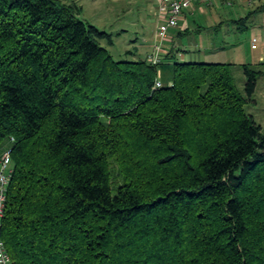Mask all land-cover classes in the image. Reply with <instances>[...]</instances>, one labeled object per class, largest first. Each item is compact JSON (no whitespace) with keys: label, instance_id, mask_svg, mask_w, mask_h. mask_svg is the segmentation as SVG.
Wrapping results in <instances>:
<instances>
[{"label":"trees","instance_id":"trees-1","mask_svg":"<svg viewBox=\"0 0 264 264\" xmlns=\"http://www.w3.org/2000/svg\"><path fill=\"white\" fill-rule=\"evenodd\" d=\"M79 12L0 0L12 264H264V132L245 110L264 70L239 65L243 95L234 63L117 61Z\"/></svg>","mask_w":264,"mask_h":264},{"label":"rangeland","instance_id":"rangeland-1","mask_svg":"<svg viewBox=\"0 0 264 264\" xmlns=\"http://www.w3.org/2000/svg\"><path fill=\"white\" fill-rule=\"evenodd\" d=\"M62 1L79 7L78 19L111 34V43L103 40L101 44L117 61L144 58L145 45L155 41L158 25L156 0ZM232 2L227 5L214 1L212 5H204L203 12L187 13L190 24L180 29L182 25L179 23L165 46L166 53L173 51L177 55L178 49L181 50L182 57L177 55L180 61L236 64L233 69L235 83L245 95V75L239 65L249 64L254 71L264 70V60L259 61L264 52L263 17L252 12L250 7L253 6L238 0ZM179 32L182 35H178ZM253 35L258 37L256 50L251 49ZM250 100L255 103L248 101L245 110L264 132V75L258 78L256 91ZM113 189L115 193V186Z\"/></svg>","mask_w":264,"mask_h":264},{"label":"built area","instance_id":"built-area-1","mask_svg":"<svg viewBox=\"0 0 264 264\" xmlns=\"http://www.w3.org/2000/svg\"><path fill=\"white\" fill-rule=\"evenodd\" d=\"M214 1H221L231 5L233 0H157L156 17L158 25L155 30V41L153 50L148 55L147 60L154 66L159 65L163 59L162 54L166 53L165 44L168 42L170 31L178 27L185 10L192 8L196 3L202 5H212ZM258 0H245L251 6ZM258 38L252 37L251 48L256 49ZM160 87L159 80L155 83ZM14 173L12 162V150L10 147L0 149V264H12L10 256L6 250L4 241L1 237L2 220L7 200V191Z\"/></svg>","mask_w":264,"mask_h":264},{"label":"crops","instance_id":"crops-1","mask_svg":"<svg viewBox=\"0 0 264 264\" xmlns=\"http://www.w3.org/2000/svg\"><path fill=\"white\" fill-rule=\"evenodd\" d=\"M234 1V0H233ZM238 1H241V2H243L244 4H246V2H245V0H238ZM203 6L204 5H202V4H199V3H196L192 8H190V9H188V10H185V12L183 13V15H182V18H181V20L179 21V23H181V25L182 26H180L179 28L180 29H183L182 27L184 26V25H186V24H190V22L187 20V13H193V12H195V11H197V10H200V12H203L204 10H203ZM251 6H253V7H250L251 9H253V11L252 12H254L255 14H256V16H261V17H263V24H262V27L264 28V0H258L256 3H254L253 5H251ZM251 13V12H250ZM155 15H156V13H155ZM255 16V17H256ZM255 21V20H254ZM259 22L260 21H258V19H257V22L256 23H258L259 24ZM179 23H178V25H179ZM176 28H178V27H176ZM176 28H174V29H172L171 31H170V33L172 32L173 33V31H176L175 29ZM178 31H180V30H178ZM177 31V32H178ZM253 36H255V35H253ZM255 37H257V36H255ZM258 38V37H257ZM154 43V42H153ZM153 43H151L150 45H145V48L147 49V51L145 52V54L143 55V56H145L144 58H146L147 57V55L152 51V47H153ZM252 49V48H251ZM256 49H258V48H256ZM256 49H252V50H256ZM178 56H181L182 57V53H178L177 54ZM263 61L264 60V52H263V54H261L260 55V57H259V61Z\"/></svg>","mask_w":264,"mask_h":264}]
</instances>
